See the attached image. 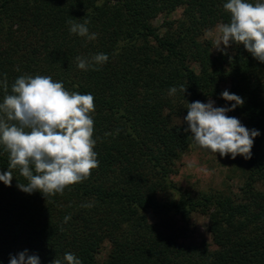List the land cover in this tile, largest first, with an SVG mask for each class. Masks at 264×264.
<instances>
[{"label":"trees","instance_id":"trees-1","mask_svg":"<svg viewBox=\"0 0 264 264\" xmlns=\"http://www.w3.org/2000/svg\"><path fill=\"white\" fill-rule=\"evenodd\" d=\"M226 2L0 0V103L22 75L50 76L70 93H91L99 161L88 179L46 199L17 188V181L27 183L19 169L12 170L11 186L0 182V264L24 250L40 264H63L69 252L82 264H264V63L242 45L213 53L202 37L214 24L230 22ZM176 9L181 17L163 20L161 32L153 19ZM70 18L88 20L97 38L70 33ZM97 53L108 61L78 68L76 57L90 60ZM220 83L244 100L229 113L260 133L251 159L243 158L248 168L240 198H174L166 192L168 177L192 139L184 131L186 102L211 98L230 107ZM180 85L187 87L184 94L169 95ZM8 166L0 145V174ZM89 203L94 206H82ZM190 212L206 216L210 242H182V227L160 218L186 220ZM65 216H71L66 223Z\"/></svg>","mask_w":264,"mask_h":264},{"label":"clouds","instance_id":"clouds-1","mask_svg":"<svg viewBox=\"0 0 264 264\" xmlns=\"http://www.w3.org/2000/svg\"><path fill=\"white\" fill-rule=\"evenodd\" d=\"M230 15L229 23L217 25L219 37L215 49L226 54V49L234 45L243 48L260 63H264V0L255 3L249 0H227L223 5ZM70 18V33L89 40L97 38L90 33L88 20L83 23ZM223 46V48L221 47ZM77 66L88 70L94 65H103L108 55L97 53L91 59L76 57ZM19 71V69H17ZM4 91L8 84L3 82ZM184 94L186 85L169 89V95ZM221 99L230 102V107H215L211 99L207 103L195 101L187 103L185 132L201 149L220 157L237 156L251 159L254 139L260 135L258 130L247 129L236 117L227 113L243 106L244 100L236 94L224 90ZM95 111L94 97L91 93L69 92L62 82L50 76L22 75L11 86V94H6L0 103V145L8 153V171L0 174V182L11 186L14 169L27 183H19L17 188L27 194L40 192L46 199L63 194L65 188L78 184L91 176L99 165L97 153L93 150ZM91 208L89 203L82 205ZM71 216H65L68 222ZM9 264H40L39 256L29 255L27 250L10 255ZM51 264H62L54 259ZM63 264H82L73 253H65Z\"/></svg>","mask_w":264,"mask_h":264},{"label":"rangeland","instance_id":"rangeland-1","mask_svg":"<svg viewBox=\"0 0 264 264\" xmlns=\"http://www.w3.org/2000/svg\"><path fill=\"white\" fill-rule=\"evenodd\" d=\"M180 17V9H176L167 18L158 15L152 22L162 32L165 30V26L162 23L163 20H175ZM217 25L219 23L207 29L202 36L210 42L213 53L218 51L215 49V41L220 35L217 31ZM221 47L223 48V46ZM188 64L196 68L195 63L188 62ZM228 87L227 83H220V94L224 90H228ZM209 99L211 98L206 99L204 103H207ZM211 100L215 102V107H224L220 102L214 99ZM227 115L238 118L243 125L240 116L231 113H227ZM247 168L243 157L237 156L235 159H232L230 156H225L222 158L218 153L211 154L209 150L199 148L193 139H191L187 149L175 163L176 171L168 177L170 186H168L166 192H169L174 198H178L179 196L196 198L202 193H220L233 198H240V188L245 182ZM256 186L259 187L258 184ZM163 217L168 218L166 219L167 221H175V226L182 227L181 232H179L181 234L180 241L205 240L206 242H210V237L206 231L207 219L205 215L199 212H190L187 219L182 220L178 215L172 214L169 216H160L162 221L164 219ZM148 219L154 221L157 217L149 214ZM103 247L101 255H104L107 249L106 245Z\"/></svg>","mask_w":264,"mask_h":264}]
</instances>
